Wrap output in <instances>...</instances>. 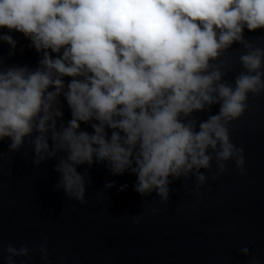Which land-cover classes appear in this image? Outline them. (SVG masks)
Listing matches in <instances>:
<instances>
[{"label":"clouds","instance_id":"obj_1","mask_svg":"<svg viewBox=\"0 0 264 264\" xmlns=\"http://www.w3.org/2000/svg\"><path fill=\"white\" fill-rule=\"evenodd\" d=\"M0 29L10 56L18 41L8 33L18 32L40 57L35 67L0 58V141L10 152L29 145L37 167L57 160L56 190L68 198L84 204L89 173L77 169L94 163L134 174V191L162 203L174 180L194 178L199 189L229 161L244 174L232 131L250 98L264 95V46L244 35L264 29V0H0ZM236 44L241 70L226 79ZM4 251L17 264L33 249Z\"/></svg>","mask_w":264,"mask_h":264},{"label":"water","instance_id":"obj_2","mask_svg":"<svg viewBox=\"0 0 264 264\" xmlns=\"http://www.w3.org/2000/svg\"><path fill=\"white\" fill-rule=\"evenodd\" d=\"M7 32L0 29V34ZM8 34L18 45L10 56V46L0 41L4 63L35 67L40 57L28 47L30 41L18 32ZM244 35L264 46V29H245ZM240 47L233 45L227 56L233 71L226 79L241 70ZM62 102L67 121L70 111ZM249 104L232 131L233 142L244 149V174L229 161L224 174L216 180L209 174L199 189L194 178L174 180L166 203L156 192L142 196L134 191V174L113 175L106 164L94 163L77 169H87L90 179L80 204L56 190L57 160L37 167L29 145L10 152L11 141H0V264H6L9 243L33 249L15 258L17 264H46L39 251L45 240L50 264H250L253 256L264 264V95L250 98ZM217 111L214 106L212 113ZM197 115L207 118V113ZM109 182L114 186L107 188ZM244 247L251 256L240 253Z\"/></svg>","mask_w":264,"mask_h":264}]
</instances>
